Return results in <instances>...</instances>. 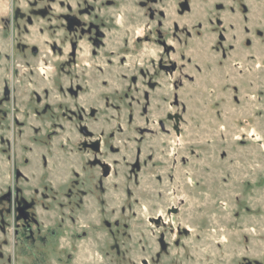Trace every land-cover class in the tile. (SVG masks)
Here are the masks:
<instances>
[{
  "label": "rangeland",
  "instance_id": "374dc122",
  "mask_svg": "<svg viewBox=\"0 0 264 264\" xmlns=\"http://www.w3.org/2000/svg\"><path fill=\"white\" fill-rule=\"evenodd\" d=\"M157 1L0 0V264H264V0H187L192 25L183 0ZM88 22L109 50L156 61V30L176 50L173 119L154 110L139 170L136 111L88 115ZM80 127L103 139L92 161Z\"/></svg>",
  "mask_w": 264,
  "mask_h": 264
},
{
  "label": "flooded vegetation",
  "instance_id": "af4514ba",
  "mask_svg": "<svg viewBox=\"0 0 264 264\" xmlns=\"http://www.w3.org/2000/svg\"><path fill=\"white\" fill-rule=\"evenodd\" d=\"M151 1H152L151 5L153 6H155L158 3L157 0H151ZM134 2L136 3V0H134ZM239 4H240V7H242L241 5L242 3H239ZM137 5H139L138 2H137ZM137 5H136V8H138L139 10H140V7L141 8L143 7L142 5H139V7ZM151 5L147 8L148 13L146 14L147 18L150 21H151L153 11H154V8ZM120 6L123 7V2L120 4ZM238 8L239 7H235L234 8L235 12L233 13L237 14V12H239ZM221 9H222L221 3L216 2L214 4V10L219 12ZM243 10L246 11L247 8L245 10V6H244ZM189 11H190V6H189L188 1L183 0L178 4V10H177V14H175V17L179 19L183 18L184 20V18L189 14ZM159 14L161 13L159 12ZM11 19L13 20V14H11ZM207 19H208V22H211V20H213L219 27H221L218 31L217 39L219 41V46L221 48V55L223 57L225 56V53L220 44L226 40V37L221 30L222 24L220 22L215 21V18L213 19L210 16H207ZM131 20L133 21V18H131ZM173 20L174 19L168 20L167 23L168 24L171 23L172 27L176 28L177 24ZM133 22L128 23V24L132 25ZM184 22H186L187 25L189 24L192 25V24H195V19L189 20V21L184 20ZM158 23L159 22H157V24ZM160 25H161V22H160ZM132 26H133L132 28H135V27H138L139 25L133 24ZM93 28L95 30H93ZM97 29L99 30V28L96 27V25L93 24L92 22H88L87 26L80 27V32L83 33L85 30V32L88 34V38L87 40H85V38L84 39L77 38V40L72 45L73 54L75 57V63L73 65L76 68L80 66L79 61L75 55H77V52L79 51L81 42H83L82 40L87 41L89 43L88 55H89L90 65L88 64L89 62L88 61L85 63L87 64V69L83 65L81 67L83 68V71L90 73V74L91 73L95 74V78L92 76L91 80H85L86 82V85L84 84V87L86 86L85 93L87 91H91V92H94L95 95L98 94L96 98H92V100L89 103H86L89 108L88 115L91 119L93 117H97L98 115H100L102 116L101 119L103 120V116L104 115L107 116V114L105 113L106 109L104 110L103 108V104L105 105L107 103L106 101L107 98H110V102L114 101V103H116L118 107L123 108L126 105L127 107L133 108V110L136 111L138 120L136 121V125L134 126L136 127V130L141 133L139 138L142 144L135 148V153H134L132 162H134V166H136L137 169L139 170V168L143 167L144 165V161H143L144 159H141V148L142 146H144L143 141L145 140V138L142 137L143 135L142 133H146V134L150 133L149 128L144 127V126L155 123V124H158L161 129H163L164 127L163 122L161 121L162 120L161 118L156 119L155 121L153 120L152 117L156 116V114H154L155 113L154 110H161L164 112L165 116L169 120L173 119L171 114L168 113L167 107L170 106V101L171 99H173V96H174L173 92L176 90L177 87H179L174 84V80L172 79L173 73L176 71V68H177V67L176 68L174 67L177 60L175 61L174 60L175 57L173 58L174 56L173 53L176 50L173 53H171V51H173L171 49L168 50V52H165L164 49L167 45H165L166 43L163 41L164 39L160 38L161 35L157 30H156L157 38L155 40H152V43L155 46L154 47L155 52L158 51L157 50L158 46L161 47V50L159 51L160 54L158 55V58L156 59V61L151 60L152 55H149L147 57V54L141 55V54H138V52L137 53L135 51L133 52L130 47L133 46V48H135V44H132V43L130 44V46L127 47L128 50L126 48V51L123 50L126 44L118 47L117 49L113 48V50L111 49L109 50L105 48L106 45L105 46L102 45L103 40L100 41V43H98V40L93 38L94 35L100 34V32ZM185 33L187 37H190L189 32L185 31ZM248 41H249L248 38L243 39V43L246 45H248L247 43ZM146 42L148 41L145 40V43ZM166 48L168 49V47ZM183 56H184L183 53H179V60L181 61L180 64H182V66H183V63H182ZM171 61L172 62L174 61L173 62L174 65L172 66V68L169 65V62ZM188 62L189 61L186 60L185 64L187 65ZM118 68H122V69L118 70ZM156 68L158 70H156ZM192 70L198 71L197 68H195L194 66L192 67ZM184 77L191 80L192 74H188V72L187 73L185 72ZM79 80L81 81L82 78H80ZM71 86L77 87L80 85H79V82L74 81V83H72ZM158 92H159V95H158ZM112 93H117V94L119 93L120 99L113 98ZM74 96H77V94ZM98 107L103 108V110H101L102 112L98 110L99 109ZM132 113L131 115H128L125 113L126 117H125L124 123L119 120L117 121V123L121 126L120 128H122V131H120L119 133L123 132L124 130L123 125H126L128 127L129 124L133 123L134 113L133 114ZM108 118L112 121L114 119L113 117L107 116V120L105 122L106 124H109ZM80 131L84 137L90 138V140L88 141H81V147L82 149H84V151H86V153L90 157L89 159L92 161L93 159L96 158L95 155L100 153L101 150L103 149V139L101 138V135L94 137L93 131L86 129L85 127H80ZM59 149L60 151H63L64 153L67 154L66 152L67 150L65 148L64 150H61V147ZM116 152H118V150ZM110 154L115 155L116 153L114 151V152H110ZM148 158H151V156L148 155ZM103 169H104L103 173H105V175H108L109 171H106L105 167Z\"/></svg>",
  "mask_w": 264,
  "mask_h": 264
}]
</instances>
